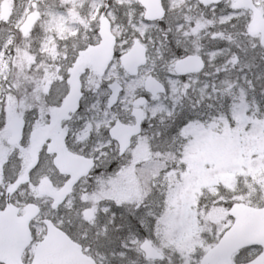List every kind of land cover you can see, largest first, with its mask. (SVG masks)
I'll use <instances>...</instances> for the list:
<instances>
[{"label": "snow or ice", "instance_id": "snow-or-ice-1", "mask_svg": "<svg viewBox=\"0 0 264 264\" xmlns=\"http://www.w3.org/2000/svg\"><path fill=\"white\" fill-rule=\"evenodd\" d=\"M0 264H264V0H0Z\"/></svg>", "mask_w": 264, "mask_h": 264}]
</instances>
